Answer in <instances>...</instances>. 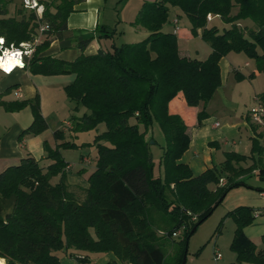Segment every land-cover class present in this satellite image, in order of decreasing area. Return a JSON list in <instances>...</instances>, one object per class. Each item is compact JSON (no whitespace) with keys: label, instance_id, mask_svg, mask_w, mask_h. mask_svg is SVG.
<instances>
[{"label":"trees","instance_id":"obj_1","mask_svg":"<svg viewBox=\"0 0 264 264\" xmlns=\"http://www.w3.org/2000/svg\"><path fill=\"white\" fill-rule=\"evenodd\" d=\"M82 1L40 0L42 17L35 11L5 17L6 11L0 9V36L7 45L32 41L39 23L49 24L26 68L32 74L74 75L65 86L66 93L87 112L76 118L73 130H96L98 150L96 169L82 189L83 198L67 183L68 163L58 148H48L47 158L52 160L48 167L28 153L20 164L0 173V258L7 264H61V256L66 254L86 264L89 253L113 252L124 264H166L165 240L183 231V247L174 263H169L182 264L188 239L197 227L233 188L251 187L241 176L258 170L264 180V148L258 141L264 134L253 139L250 156L227 152L222 163L195 175L181 161L191 142L188 125L180 114L170 112L169 104L182 92L189 106L204 104L198 122L206 118V104L222 83L220 61L230 52L253 58L257 71L264 73V0L146 1L132 22L149 32L145 39L113 44L73 61L41 56L53 39L62 37L69 15ZM171 6L188 16L194 34L201 30L212 49L205 60L182 55L177 35L163 31ZM209 15L221 18L226 27H208ZM98 30L100 38L116 34L115 28L100 26ZM91 41L82 40L79 47L84 49ZM253 76L254 72L249 75ZM236 77L246 78L239 72ZM258 99L264 104V90ZM0 105L8 112L31 108L33 121L21 139L39 135L48 127L40 95L0 99ZM155 123L165 137L158 174L152 153L155 139L151 128ZM101 124L105 125L103 131L98 130ZM56 137L63 138V132L57 131ZM74 145L64 141L58 146ZM249 159L253 163L244 167L242 163ZM58 174L60 181L52 183ZM254 211L238 206L228 212L236 221L231 248L237 253V264H264V246L258 248L245 232L256 218ZM157 213L164 224L174 222L166 236L155 229ZM262 239L264 243V236Z\"/></svg>","mask_w":264,"mask_h":264},{"label":"crops","instance_id":"obj_2","mask_svg":"<svg viewBox=\"0 0 264 264\" xmlns=\"http://www.w3.org/2000/svg\"><path fill=\"white\" fill-rule=\"evenodd\" d=\"M109 1L110 0H84L76 4L74 7L75 11L72 12L67 19V29L64 31L62 37L53 39L50 46L41 53V56L51 55L66 61H73L81 54H95L101 48L111 47L113 44H116L115 37L119 35L122 37L129 36V39L125 40L123 43L138 42L145 39L149 35V32L145 28L135 26L133 24L131 25V23L135 21L137 13L141 9L143 3L154 0H127L126 2H124V0H114L112 6L109 4ZM121 4L124 5L122 11L119 10ZM130 4L135 5V7L132 5L130 8ZM0 9H4L6 11L5 17H21V11L29 13V10L23 6V0H0ZM131 11L133 12L132 15L130 14L132 13ZM0 17H3V15H0ZM215 17L219 18L218 16ZM169 23L170 24L164 25L163 31L172 32L178 36V34L182 31L178 16H173L172 19H169ZM100 26H105L109 29L115 28L116 34H114L113 38H100V32L98 30ZM170 27H172L171 30ZM42 39L43 37L41 40ZM87 39H92V41L86 46V48H80L79 43L82 40ZM180 53L184 56H189L182 53L181 50ZM242 54L243 53L230 52L220 61L222 85L218 88L215 94H222L224 99H226V87L231 73L236 74L239 72L244 76H248L253 72L255 74L259 73L256 69V62L253 70H248V73L244 72L241 68V64H238L239 60L244 61L243 58L246 57ZM199 59L202 58L199 57ZM205 59L206 58H203L202 60ZM251 65L250 61H244V67H250ZM54 76L58 75L50 76L32 74L28 68L17 69L10 74H5L0 71V99L13 101L32 99L36 95H40L42 97L44 93L42 87L47 88L48 83L53 81L49 78ZM66 85H68V83ZM13 86L16 88L14 93H11V87ZM261 93L262 92H256V102L259 94ZM11 95L13 96L11 97ZM0 106V108L5 109L2 105ZM203 106V103L199 106H189L182 92L179 93L169 104L170 112L180 114L188 125V133L190 135L191 142L189 149L181 157V161L188 164L195 175L201 174L206 169L222 163L226 158L227 152L235 151L237 153L250 156L251 153L247 154V152H240L238 148L237 139L242 137L240 135L241 132L248 133L249 138L252 139L257 138L259 133L264 132L263 127L253 123L249 115V111L254 105L251 108L246 109L244 113L242 112L240 115L241 119L239 121L230 122L224 114L225 111H210L208 109L209 103H207L206 112L208 115L199 123L198 113L203 109ZM27 110L31 111L32 114L30 107H26L18 112H12L17 117L15 128L11 133V127L8 126L6 131L2 134V136H0V173L10 166L20 164L21 160L27 156L28 153L32 154L41 162H52L51 159L47 158V150L48 148H51V146L44 135H26L22 139L20 138L23 130L33 121L32 114L31 119L27 122H23V116L29 117L28 113L26 115ZM85 112H87V110L84 107V110L79 117L83 116ZM63 123L65 128H68L69 130L74 129L75 124L72 121L64 120ZM104 129V124L99 125L98 130L103 131ZM149 134L151 135V133ZM60 143L62 142H58V144ZM84 159L85 157L82 156V160ZM252 163L253 161L249 159L247 162H243L242 165L244 167H248ZM69 167L70 165H68L67 169H69ZM255 173L257 174L258 170H254L253 174ZM247 176H249V174L241 176V179H244ZM222 183L225 184L226 180L224 179ZM250 186L251 187H236L228 193L230 195L231 192L239 190L237 191V193H239V200H237L235 204L229 208V211L238 206H249L253 209H258V212L260 211L259 213L264 215V191L257 190L258 193H255L256 191L253 190L252 185ZM210 187L212 189L216 188L215 185H211ZM242 188L246 191H240ZM228 196H226V198ZM262 224L264 225V218L259 220L258 224L254 227L249 226L245 228L247 236H249L258 248H262L264 246L262 239L264 236V228H262ZM217 251L220 252V249L215 246L214 259L215 252ZM89 255L90 257L86 264H108L110 261L114 260L117 261L118 264H124L115 256L113 252L89 253ZM235 255V252L230 253L228 254L227 259H229L231 263H236ZM220 260H222V262L226 261L225 255L222 256V253L221 258L215 259L217 262ZM5 261V259L0 258V264H4ZM61 264L80 263L74 257L63 254L61 256ZM242 264L252 263L244 262Z\"/></svg>","mask_w":264,"mask_h":264},{"label":"rangeland","instance_id":"obj_3","mask_svg":"<svg viewBox=\"0 0 264 264\" xmlns=\"http://www.w3.org/2000/svg\"><path fill=\"white\" fill-rule=\"evenodd\" d=\"M113 1L114 0L109 1L111 6L114 3ZM126 1L127 0H124V2ZM132 5L133 4H130V8ZM123 7L124 5L121 4L119 10L122 11ZM133 7H135V5H133ZM130 14L132 15L133 12ZM173 16H178L180 28L182 30L177 36L179 51L181 50L182 53L191 57H201L202 59L207 58L211 52V47L202 38L200 30L198 34H194L192 32V24L190 19L179 7H170L169 19H172ZM167 24H170L169 21L166 23V25ZM207 26H217L223 30V28L226 27V24L221 20V18L215 17L207 22ZM171 28L172 27H170V30ZM127 39H129V36L122 37L119 35L115 37V43L120 45ZM242 55L246 56L243 58V60L250 61L252 65L250 67H244V61L241 60L238 61V64H241V68L244 70V72L248 73V70L254 69L255 60L248 57L244 53ZM245 77L246 78L243 80H238L236 74L231 73L226 87V99H224L222 94H215L211 101L208 102V109L215 112L225 111L224 114L230 122L239 121L241 119L240 115L242 112L244 113L246 109L256 105V92H263L264 90L263 73L259 72L251 78L249 75ZM49 79L53 81L48 83L47 88L42 87L44 93L42 97L40 96L41 112L48 123V127L43 130L41 134L44 135V137L49 141L52 149H59L68 165H70L69 169H67V183L70 185L71 190L75 191L80 198H83L84 192L82 189L87 185L88 179L92 172L96 169V164L98 161V150L94 144L96 130L91 129L86 131H75L65 128L63 123L64 120L72 121L74 123L76 118L82 114L84 106H82L80 103H77L76 101L71 100L66 93L65 85L67 83L70 84L74 80L73 74L58 75L50 77ZM15 88V86L11 87V93H14ZM12 96L13 95H11V97ZM27 113L29 117L23 116V122H27L32 117L31 111L27 110L26 115ZM16 122L17 117L14 113L7 112L5 109L0 108V136H2V134L6 131L8 126L11 127L12 133ZM57 131L63 132V138L58 139L56 137ZM151 131L155 139V141L153 140L154 143L152 144V153L156 163L155 172L158 174L159 160L163 152V145H165V137L157 123H155L151 128ZM240 135L242 137L237 139L240 152H247V154H250L253 148V139L249 138L248 133L245 132H241ZM148 137H150V134ZM64 141L73 142L75 145L69 148L58 146V142ZM258 141L264 148V137H258ZM254 155L256 156V159H258V149L254 150ZM82 156L85 157L84 160H82ZM51 163V161H42L41 166L48 167ZM60 179L61 175L58 174L52 177L51 181L55 184L59 182ZM243 180L248 185H252L253 190L256 191L255 193H258L257 190H264V180L261 179L256 173L245 177ZM221 184L224 185L223 183ZM237 191L239 190L231 192L230 195L228 194L229 196L227 195L228 197L224 199V201L213 211V213L206 220H204L197 227L196 231L189 237L185 264H237L231 263L229 259H227L228 254L235 252L231 248V243L236 229V221L232 216L228 215V211L229 208H231V206H233L235 202L239 200V193H237ZM240 191L246 190L242 188ZM259 212L258 209H255L254 214L256 215V218L246 227H254L258 224L259 220L264 218V215H261ZM155 220V229L157 233L162 236H166V230L172 228L174 225V222L172 221L164 224L159 213L155 215ZM262 228H264L263 224ZM183 239L184 232L182 231L178 233V236H174L173 238L165 240L163 251L166 255V264L174 263L178 251L183 247V244L180 243V241ZM215 246L220 249L222 256L225 255L226 261H215ZM235 257L237 261V253Z\"/></svg>","mask_w":264,"mask_h":264},{"label":"built area","instance_id":"obj_4","mask_svg":"<svg viewBox=\"0 0 264 264\" xmlns=\"http://www.w3.org/2000/svg\"><path fill=\"white\" fill-rule=\"evenodd\" d=\"M23 6L29 11H35L38 16L42 17L44 5L40 0H23ZM211 19L212 16L209 15L208 20ZM36 29L37 34L35 35L34 40L21 42L19 46L14 44L7 45L5 38L0 36V38H2V42H0V71L5 74H10L17 69L26 68L27 63L35 50V46L41 42L44 32L49 29V24L40 22ZM7 56L14 59V63L9 67L3 65ZM249 115L253 123L264 129V104L258 98L256 105L250 109ZM219 258H221V253L217 251L215 252V259Z\"/></svg>","mask_w":264,"mask_h":264},{"label":"bare ground","instance_id":"obj_5","mask_svg":"<svg viewBox=\"0 0 264 264\" xmlns=\"http://www.w3.org/2000/svg\"><path fill=\"white\" fill-rule=\"evenodd\" d=\"M13 63H14V59L12 57H10V56H7L6 59H5V61H4V63H3V65L5 67H9Z\"/></svg>","mask_w":264,"mask_h":264},{"label":"water","instance_id":"obj_6","mask_svg":"<svg viewBox=\"0 0 264 264\" xmlns=\"http://www.w3.org/2000/svg\"><path fill=\"white\" fill-rule=\"evenodd\" d=\"M185 263H186V255H185L184 259H183L182 264H185Z\"/></svg>","mask_w":264,"mask_h":264},{"label":"clouds","instance_id":"obj_7","mask_svg":"<svg viewBox=\"0 0 264 264\" xmlns=\"http://www.w3.org/2000/svg\"><path fill=\"white\" fill-rule=\"evenodd\" d=\"M0 42H2V38H0Z\"/></svg>","mask_w":264,"mask_h":264}]
</instances>
